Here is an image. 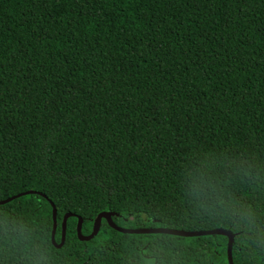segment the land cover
Returning a JSON list of instances; mask_svg holds the SVG:
<instances>
[{
	"label": "trees",
	"instance_id": "1",
	"mask_svg": "<svg viewBox=\"0 0 264 264\" xmlns=\"http://www.w3.org/2000/svg\"><path fill=\"white\" fill-rule=\"evenodd\" d=\"M0 264H264V0H0ZM56 225L55 244L52 206Z\"/></svg>",
	"mask_w": 264,
	"mask_h": 264
},
{
	"label": "water",
	"instance_id": "2",
	"mask_svg": "<svg viewBox=\"0 0 264 264\" xmlns=\"http://www.w3.org/2000/svg\"><path fill=\"white\" fill-rule=\"evenodd\" d=\"M31 192H24L20 193L18 195L6 198L4 200L0 201V205H3L19 196H23L26 194H29ZM52 206V220H53V230H52V235H51V242L56 248H60L63 245L64 242V227H65V219L68 217L70 214L66 215L63 218L62 222V236H61V241L59 244H55L54 239H53V232L55 230V225H56V214H55V208ZM112 213H106L102 212L96 216V218L93 221V227H92V232L90 235L84 237L80 234V227H81V218H77V227H76V233L77 237L79 240L82 241H88L92 239L98 231L99 223L101 219H104L106 223L109 225L110 228L113 230L122 233V234H165V235H172V236H178V237H198V236H205V235H222L227 238V262L228 264H233L232 263V258H231V246L233 243L234 239V234L225 229L217 228V229H212V230H207V231H183V230H177V229H168V228H162V227H150V228H136V229H131V228H124V227H118L111 221V216Z\"/></svg>",
	"mask_w": 264,
	"mask_h": 264
}]
</instances>
